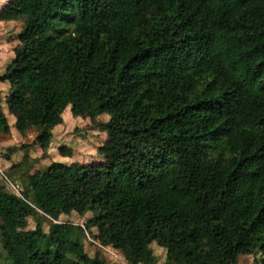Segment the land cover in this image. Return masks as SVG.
Returning <instances> with one entry per match:
<instances>
[{"label": "trees", "instance_id": "trees-1", "mask_svg": "<svg viewBox=\"0 0 264 264\" xmlns=\"http://www.w3.org/2000/svg\"><path fill=\"white\" fill-rule=\"evenodd\" d=\"M17 20L0 75L13 128L51 136L67 107L119 110L121 124H98L101 160L5 170L21 181L0 191L12 264H110L64 232L77 203L95 229L78 234L127 264H156L153 242L165 264H239L252 250L264 264V0H8L0 21Z\"/></svg>", "mask_w": 264, "mask_h": 264}, {"label": "rangeland", "instance_id": "rangeland-1", "mask_svg": "<svg viewBox=\"0 0 264 264\" xmlns=\"http://www.w3.org/2000/svg\"><path fill=\"white\" fill-rule=\"evenodd\" d=\"M8 0H0V9ZM23 27V21H0V75L6 70L8 64L14 59L19 49V41L17 34ZM9 91L7 83L0 82V101L3 109L9 118L11 132L5 133L0 131V191L6 189L12 192H19L16 183H21L20 178L12 177L9 183L2 180L3 172L9 169L12 164L35 159L33 169H46L50 163L54 161L72 163L75 161L92 163L102 159L99 147L110 137L108 130L99 129L100 123L120 125V111L114 113H83L81 111H72L67 107L63 112L64 122L55 126L50 136L44 127H35L22 135L16 128H13L15 116L8 110V106L4 101ZM70 149L71 156H64L61 148ZM12 209L22 213L17 202L12 204ZM93 216L92 211L87 210L85 206L77 203L71 214L64 215L60 218L61 222L71 223L69 229L64 232L76 239L77 243L83 244L90 254L101 251L103 256L110 264H127L125 258L119 250L111 247L101 249L95 242V229L88 226V220ZM36 219L30 218V226L34 227ZM46 229L49 228L50 221H45ZM77 225L86 227L89 236L83 237L78 234ZM48 231V230H47ZM45 241V239H44ZM44 248V244L42 245ZM152 248L157 258L156 264L166 263V254L162 247L153 242ZM0 264H12V259L7 254L0 235ZM239 264H258L255 260V251L252 250L248 255L239 256Z\"/></svg>", "mask_w": 264, "mask_h": 264}, {"label": "built area", "instance_id": "built-area-1", "mask_svg": "<svg viewBox=\"0 0 264 264\" xmlns=\"http://www.w3.org/2000/svg\"><path fill=\"white\" fill-rule=\"evenodd\" d=\"M3 179L2 180H6V181H8L9 183H12L11 181H10V179L5 175V173L3 172V177H2ZM1 179V178H0ZM17 185H18V187L20 188V185L18 184V183H16ZM16 193H20V189H19V192H16ZM106 248V247H105ZM116 250V249H115Z\"/></svg>", "mask_w": 264, "mask_h": 264}]
</instances>
